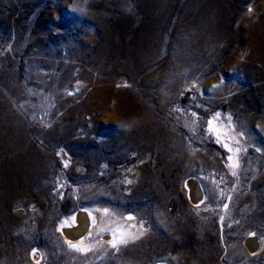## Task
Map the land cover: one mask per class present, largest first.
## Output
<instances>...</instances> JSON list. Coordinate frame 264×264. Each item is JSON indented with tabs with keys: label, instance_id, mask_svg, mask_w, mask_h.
I'll use <instances>...</instances> for the list:
<instances>
[{
	"label": "rangeland",
	"instance_id": "rangeland-1",
	"mask_svg": "<svg viewBox=\"0 0 264 264\" xmlns=\"http://www.w3.org/2000/svg\"><path fill=\"white\" fill-rule=\"evenodd\" d=\"M164 1L0 0V264H264V0L200 54ZM82 210L87 251L59 228Z\"/></svg>",
	"mask_w": 264,
	"mask_h": 264
},
{
	"label": "bare ground",
	"instance_id": "bare-ground-1",
	"mask_svg": "<svg viewBox=\"0 0 264 264\" xmlns=\"http://www.w3.org/2000/svg\"><path fill=\"white\" fill-rule=\"evenodd\" d=\"M164 0H149L148 2V9L154 10L160 5H164ZM185 10H188L192 13L193 17L192 20L196 23V26L191 28V34L195 37H199L201 40L199 45H194L196 48L195 50L200 54L201 51H208L211 48H214L215 42L213 39L217 38L220 34L217 29L218 23L223 22V24H228L227 13H229L228 8L226 7V0H185L183 5ZM146 10V9H145ZM154 12V11H153ZM142 14V13H141ZM155 17V16H154ZM262 20V19H261ZM224 28V27H223ZM222 30V29H221ZM263 30V29H262ZM259 32L260 40L257 43V47L262 48L263 35L264 31ZM230 31V30H229ZM226 34V33H225ZM192 35V36H193ZM230 37V36H229ZM255 38V37H254ZM192 39V37L190 38ZM220 39V38H219ZM224 39V38H223ZM217 40V39H216ZM199 41V40H198ZM188 42V41H187ZM145 43V42H144ZM192 44V43H191ZM187 46V45H186ZM185 46V47H186ZM222 47V46H220ZM187 48V47H186ZM190 48V47H189ZM194 48V47H192ZM188 49V48H187ZM217 49V48H216ZM183 50V49H182ZM186 50V49H185ZM193 50V49H192ZM260 50V49H259ZM195 51V52H196ZM262 51V50H261ZM215 52V51H214ZM218 52V51H217ZM188 53H190L188 51ZM187 53V54H188ZM207 53V52H206ZM218 54V53H217ZM179 55V54H178ZM196 55V54H195ZM198 56V55H197ZM215 56V55H214ZM185 57V56H184ZM200 58V57H199ZM188 59V57H187ZM188 61V60H187ZM136 64V63H135ZM141 68V67H140ZM94 82V81H93ZM93 87V86H92ZM95 92V91H94ZM93 94V93H92ZM102 94V93H101ZM105 94V93H104ZM113 94V93H112ZM121 95V94H120ZM125 97V96H124ZM106 98V97H105ZM104 99V98H103ZM103 101V100H102ZM118 105V104H117ZM104 110V109H103ZM134 117V116H133ZM115 118V117H114ZM128 118V117H127ZM126 118V119H127ZM219 120V119H218ZM224 122V121H223ZM222 122V123H223ZM136 125V124H135ZM214 126L217 130L221 129V126L218 122H214ZM232 130L233 128L231 125L227 126ZM226 127V128H227ZM234 131V130H233ZM26 135V134H25ZM135 138V137H134ZM149 145V144H148ZM24 152V151H23ZM27 156V155H26ZM28 158V156H27ZM30 158V157H29ZM235 159V158H234ZM31 160V159H30ZM29 160V162H30ZM33 160V159H32ZM17 161V160H16ZM28 162V161H27ZM32 162V161H31ZM27 164V163H26ZM36 165V164H35ZM33 166V165H32ZM42 166V165H41ZM37 167V166H36ZM44 168V167H43ZM36 169V168H35ZM33 170V169H32ZM14 171V170H13ZM35 171V170H34ZM39 171V170H38ZM37 171V172H38ZM33 175V174H32ZM36 176V175H35ZM193 183V182H192ZM193 185V184H192ZM191 185V186H192ZM198 189L202 193V188L200 187L199 183H197ZM191 189V188H190ZM191 191V190H190ZM192 192V191H191ZM85 211V210H84ZM82 210L80 214L73 215L71 218L64 220L60 225L59 228L64 233L66 240L69 245H77L79 247L84 248L87 245V241L84 239L90 232L91 228L95 223V215L92 212H85ZM88 219H87V215ZM110 224V223H109ZM108 227V226H107ZM106 227V228H107ZM129 227L125 225H121L120 223L113 222L108 232L104 235V237L109 241V243L116 237H123V239L127 238L128 236V229ZM104 227H101V230ZM105 231V230H104ZM131 232V231H130ZM133 237V236H132ZM101 239V238H100ZM87 248V247H85Z\"/></svg>",
	"mask_w": 264,
	"mask_h": 264
},
{
	"label": "snow or ice",
	"instance_id": "snow-or-ice-1",
	"mask_svg": "<svg viewBox=\"0 0 264 264\" xmlns=\"http://www.w3.org/2000/svg\"><path fill=\"white\" fill-rule=\"evenodd\" d=\"M249 11H251V9H249ZM214 88L216 87L215 85L213 86ZM193 116H195V113H193ZM220 118V113H216V116L214 119H219ZM208 125H209V131H214L215 128H214V120H209L208 121ZM225 148H227L229 151H232L231 148H229V146L227 144L224 145ZM237 152L239 151V149L236 150ZM228 160H229V164H228V167L232 168V169H235L238 167V163L234 160V157L233 156H229L228 157ZM233 175H236L235 171H233L232 173ZM129 183H131V181H129ZM225 207H227V205H225ZM107 211V210H105ZM129 220L132 219V217H128ZM254 235V234H253ZM127 241H125L123 239V237H116L114 238L110 243H111V246L113 248H116L118 244L120 243H126ZM71 247L73 248H77V245H71ZM79 250L81 251H87L86 248H80Z\"/></svg>",
	"mask_w": 264,
	"mask_h": 264
},
{
	"label": "water",
	"instance_id": "water-1",
	"mask_svg": "<svg viewBox=\"0 0 264 264\" xmlns=\"http://www.w3.org/2000/svg\"><path fill=\"white\" fill-rule=\"evenodd\" d=\"M192 197H193V201L196 202L197 200L201 199L202 197V193L201 191L198 189V186H197V183L196 182H193V185H192ZM252 248H256L257 246V242L256 240L253 238L252 239Z\"/></svg>",
	"mask_w": 264,
	"mask_h": 264
}]
</instances>
